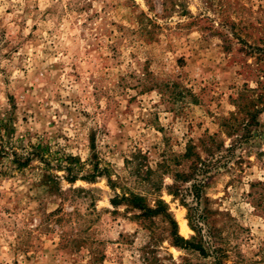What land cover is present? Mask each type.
<instances>
[{"label":"rangeland","instance_id":"rangeland-1","mask_svg":"<svg viewBox=\"0 0 264 264\" xmlns=\"http://www.w3.org/2000/svg\"><path fill=\"white\" fill-rule=\"evenodd\" d=\"M260 48L264 0H0V264H211L160 220L152 237L113 206L105 177H82L106 166L148 202L160 194L190 240L171 175L151 191L125 159L155 168L205 134L221 148L218 163L196 148L209 168L201 244L225 264H264V109L241 110L264 81Z\"/></svg>","mask_w":264,"mask_h":264},{"label":"trees","instance_id":"trees-1","mask_svg":"<svg viewBox=\"0 0 264 264\" xmlns=\"http://www.w3.org/2000/svg\"><path fill=\"white\" fill-rule=\"evenodd\" d=\"M259 51L260 56L258 59L264 62V49L260 48ZM260 77H264V72ZM257 83H259L258 92L254 91V96H250V100L245 103L241 109L245 112V115L251 118L255 117L256 112L264 109V81L259 80ZM222 126L228 127L229 124L225 122ZM197 147L202 148L209 158L214 159L213 162H219L217 157L220 156L219 150L221 145L216 143L214 134L203 135L199 138L198 144L188 143L182 154L162 158L161 161L156 163L155 168L143 164L142 162L135 163V159H125L130 177L139 183H146L149 185L151 191L159 192L163 176L165 174L171 175L175 183L167 186L168 193L175 197H179L181 203L187 206L189 226L196 234L195 237L190 240L184 239L178 234L177 222L171 211H169L166 202L160 197V194H157L153 199V203L148 202L146 196L141 192L118 185L115 180L111 178L110 170L106 166L99 168L97 165H94L93 171L87 174V176L82 177L84 180L92 182L96 177L103 176L113 190L119 187L120 192L114 193L113 197L110 198V203L115 207L124 204L135 210L137 213L134 214L133 217L139 219L142 227L146 228L151 233L152 237H154L152 228L156 219H158L165 224L171 244L185 249H195L202 256L213 255L211 264H225L224 259L227 255L223 248H213V250H211L212 254H210L207 252L204 245L201 244L203 237V221L207 217V208L205 206L207 198L202 196V188L204 186L203 178L206 177L205 173L209 171L207 170L209 168L208 160L200 156L199 152L196 151ZM44 152L46 153L48 151L41 149L35 152H27L26 154L16 156L15 161H17L19 167H25L32 161L33 155L42 159ZM63 159L66 162V165L63 166V169L66 171L65 179L69 183H73L77 179L76 170L78 161L71 156H65ZM182 165H184V167H181ZM142 166L145 168H142ZM215 168H217V166ZM186 182H191L189 187H183ZM76 191L83 190L76 189ZM187 195H191L192 197L193 203L190 207L185 203V196ZM259 204L264 205V193L259 194Z\"/></svg>","mask_w":264,"mask_h":264},{"label":"bare ground","instance_id":"bare-ground-1","mask_svg":"<svg viewBox=\"0 0 264 264\" xmlns=\"http://www.w3.org/2000/svg\"><path fill=\"white\" fill-rule=\"evenodd\" d=\"M181 228H182V231H186V228L183 224L181 225Z\"/></svg>","mask_w":264,"mask_h":264}]
</instances>
